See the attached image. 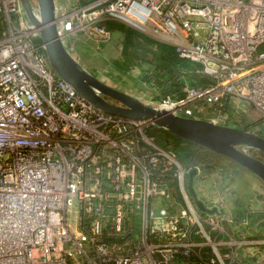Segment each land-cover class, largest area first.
Instances as JSON below:
<instances>
[{"label":"built area","instance_id":"obj_1","mask_svg":"<svg viewBox=\"0 0 264 264\" xmlns=\"http://www.w3.org/2000/svg\"><path fill=\"white\" fill-rule=\"evenodd\" d=\"M56 12L65 43H107L115 22L202 67L207 84L157 108L201 119L194 109L237 99L264 120V0H75ZM0 25V264H239L250 242L225 241L221 201L206 217L194 206L191 173L205 181L204 169L160 146L152 123L105 114L61 79L21 0H0Z\"/></svg>","mask_w":264,"mask_h":264},{"label":"rangeland","instance_id":"obj_2","mask_svg":"<svg viewBox=\"0 0 264 264\" xmlns=\"http://www.w3.org/2000/svg\"><path fill=\"white\" fill-rule=\"evenodd\" d=\"M58 1H59V8L63 10H67V11L72 10V7L75 3V0H58ZM76 1H78L79 6H86V5H82L79 0H76ZM31 3H32V8L33 6L37 5V2L35 0H31ZM121 34L123 36L122 38L123 40H120L119 44L121 45L123 44L124 46L125 35L123 33ZM156 41L160 42L157 39ZM93 44L94 43H92L91 45L95 46V44L94 45ZM66 46L71 52V54L75 57L74 53L72 52L73 49L71 50V48L68 47L69 45L67 44ZM98 46L101 49L104 47L102 46V44H99ZM118 46L119 45H117V47ZM101 49L98 51H101ZM151 50H153V46H151L149 42L143 41L137 44V47L135 49H131L129 51V55H128L129 59L127 60V63L130 65L128 68L129 70H133L132 67H135L133 65H136L132 61L130 63V60H133L134 55L141 56V58L138 57L136 59V61L138 62L140 61L139 63L140 66L138 69H134L135 74L132 73L133 77H136V75H138L137 71H141V73H147L148 69L152 68L153 70V67L156 66L155 63H151L157 60L156 55L150 52ZM96 63H98V61H96ZM186 77H188V75ZM186 77L184 78L186 82H190V80ZM206 81L208 82L207 79L204 80L205 83ZM125 84H130L129 85L130 87L128 86L129 87L128 88ZM125 84L121 85L123 90L125 89L129 91L131 90L130 92H134L135 94L136 93L139 95L146 94V95L155 97L157 99L164 98L160 90L157 89V91H153V89L155 88L154 85L153 86L149 85V86H146L144 89H142L141 86L133 85V83L131 82V79ZM201 84H203V82ZM151 87H154V88H151ZM159 102L160 101H155L154 99H152V102H150V104H152L151 106L156 107ZM230 104H233V105L238 104L237 106H233L235 108L238 107V111H240V114L239 113L235 114L236 118L232 117L230 111L226 113L225 118H215V117L209 116V113L211 112L206 113L207 115H205V113H200L196 109H194L193 115L203 120H210V121L215 120L217 121L219 125L225 124V126L227 127L239 128L244 131L251 132L255 134L256 136L264 138V120H262L261 114L257 110H255L248 102L243 101V100H235V101H232ZM155 129H158V130L156 131ZM148 134L149 136H152L153 138H155V141L157 140L159 141V143L161 142L160 145H162V147H166V148L168 147L172 149L177 154L181 162L185 164L186 166L199 165L204 169V174L207 177V179H205V181L203 180L200 182L198 179H196L193 183L194 190L196 191V197H197V199H195L192 196L193 203H194V206L198 214L201 215L202 217H206V214H207L206 204L208 205L209 201H212V199L215 200L214 201L215 203H219L218 201H221V204L224 206V209L222 210V212L225 216V230L227 233L225 235V241L228 240V236H230V238H233L237 241H240L241 239L244 238L246 241L250 242V244L245 246L244 249L248 246L257 245V244L261 245L262 248L264 249V230H261V228H263L264 220L260 222V219L258 218L259 214L264 215V182L262 180H260L254 174H252L251 172H249L242 166L238 165L234 161L230 160L229 158L221 156L214 152H211L199 145H196V144H194L195 146L191 145L192 148L186 145L185 147H180V149H177L171 143L173 142L172 137L170 135L171 133L163 129H160L155 125L150 126V128L148 129ZM168 140H170V142ZM186 153L189 155V162L187 158L184 156ZM247 153L259 159L260 161L264 162V153L257 151V150H248ZM213 172H215L214 174H217V176L215 177L217 179V180L215 179L216 181L212 180ZM224 173H225V188L221 189L222 187L221 182H222V177H223L222 174ZM212 181L213 182L215 181L216 183H213ZM215 188L218 189V192L214 194ZM202 191L205 192V195ZM222 191H225V193H223ZM231 207H234L235 209L241 208L249 212L250 214H252L253 218L249 222L250 226H246L243 229H239V228L230 229V227H226L232 221V218L230 219L228 218V217H231L229 214ZM75 208L76 207L70 203L69 212H68V220L70 222L74 221V218H75V215L73 213H70V210L71 209L75 210ZM237 213L234 216H237ZM237 219L240 222L242 221L241 224L245 222V220H247V219L234 218L233 221L236 222L238 221ZM136 227L139 230L138 225ZM231 249L234 250L235 248L225 246V253H230ZM208 252L209 250L206 249V250H203L201 253L205 255ZM240 252H237L238 257H239ZM200 262L201 261L199 258L194 257L191 259L190 262L183 261L179 264H196ZM239 263H240V260H239ZM144 264H149V262L144 261ZM226 264H229V261H227Z\"/></svg>","mask_w":264,"mask_h":264},{"label":"water","instance_id":"obj_3","mask_svg":"<svg viewBox=\"0 0 264 264\" xmlns=\"http://www.w3.org/2000/svg\"><path fill=\"white\" fill-rule=\"evenodd\" d=\"M35 1L40 9V20L33 13L31 0H21L27 18L39 30L48 62L53 71L84 100L105 114L148 121L180 139L229 158L264 182V162L247 153L248 150L264 153V138L239 128L177 116L172 111L147 105L105 84L84 69L63 42L57 27L55 0ZM194 175L195 171L191 173L189 189L197 199L193 186Z\"/></svg>","mask_w":264,"mask_h":264},{"label":"crops","instance_id":"obj_4","mask_svg":"<svg viewBox=\"0 0 264 264\" xmlns=\"http://www.w3.org/2000/svg\"><path fill=\"white\" fill-rule=\"evenodd\" d=\"M55 2H56V7L59 8V1L55 0ZM110 23H112V24L114 23V25H116V24L119 25V23H115V22H110ZM111 33L112 34H111V38H110L109 42L103 43L102 46H104V47L102 49L98 46L99 45L98 43L88 40L83 35L82 36L77 35V36L68 37L66 40V44L69 45L68 47H70L71 50L73 49L72 52L74 53L77 61L83 66V68L86 69L91 74H93L94 76H96L98 79H100L105 84H107L113 88H116L118 90H121V91H123L129 95H132L135 98H138L139 100H141L142 102H144L150 106L152 105V104H150V102H152V99H154L155 101H160V102L163 101L165 98L157 99L155 97H152V96H149L146 94H140V95L137 93L135 94L134 92H130L131 90L130 91L127 89L123 90L121 85L127 83L130 79H131V82L133 83V85L141 86L142 89H144L146 86H149V85L155 86L154 80L149 82L148 80H146L145 76H147V75L149 76L150 73H155L154 75L156 76L157 72L155 70V67H153V70H152V68L148 69L149 73L148 72L147 73H141V71H137L138 75H136V77H133L132 73L135 74L134 69H138L139 66L132 67L133 70L119 71L116 68V66H117V64H120L122 62V59H123L122 57H123V47L124 46H123V44L122 45L119 44L120 40H123L122 39L123 36L121 34L122 32L117 31V30H114V32H111ZM153 40H155V39H153ZM88 42H89V44L94 43L96 47L92 46L91 44L89 45ZM163 44H165V43H163ZM117 45H119V46L117 47ZM99 48L101 49V51H98V50H100ZM153 50L158 51L159 47L153 46ZM96 61H98V63H96ZM151 63H155V61H153ZM156 78L157 77H155L154 79H156ZM122 82H124V83H122ZM125 85L128 87L130 84H125ZM151 88H154V87H151ZM157 89L160 90L157 86H155L153 91H157ZM156 94H157V92H156ZM162 96L164 97L163 92H162ZM235 100H237V99H230L227 103L228 106L226 108H225V106L223 108H219V109H216L215 107L212 109L209 108L208 113L211 112V113H209V116H212L215 118H225L226 113L229 111H230L232 117H235L236 116L235 114H237V113L240 114V111H238V107L237 108L233 107V106H237L238 104H234V105L230 104L232 101H235ZM222 126H225V124ZM214 173L215 172H213V174H212L213 175L212 180H215L216 179L215 177L217 176V174H214ZM222 175H223V177H222V182H221V184H222L221 189L225 188V173ZM210 181H211V179H210ZM215 181L214 182L212 181V182L216 183ZM202 192L205 195V192L204 191H202ZM217 192H218V189L215 188L214 194ZM222 192L225 193V191H222ZM240 209L241 208H238V209H235L234 207L230 208L229 214L231 217H228V218L229 219L232 218V221L226 227H230V229H233V228L243 229V228H245L241 224V222L233 221V219L235 218L234 215ZM231 224H233V225H231ZM249 226H250V223H249ZM261 230H262V228H261ZM239 260H240L239 264H264V249L262 248L261 245H258V244L248 246L243 251H241L239 253Z\"/></svg>","mask_w":264,"mask_h":264},{"label":"trees","instance_id":"obj_5","mask_svg":"<svg viewBox=\"0 0 264 264\" xmlns=\"http://www.w3.org/2000/svg\"><path fill=\"white\" fill-rule=\"evenodd\" d=\"M81 2L82 5H88L96 0H79ZM106 28L110 31V32H114V30L120 31L125 35V42H124V47H123V59L122 62L120 64H117L116 68L119 71H128L129 69V64L127 63V60L129 59V51L131 49H135L137 47V44L145 41V42H149V44L151 46H158L159 50L158 51H154L151 50L150 52L154 55H156L157 60H155V70L157 72L156 76L154 75L155 73H150V75L145 76L146 80L153 81L155 83V86H157L164 94V98L166 99L167 97H174V100H180L183 98L184 96V88L187 84L191 85V86H201V85H205L208 82L206 81V83L204 82V80H206V78L201 74V69L202 67L197 64V63H193L189 60H185L179 57V55L176 53V50L166 44L157 42L155 40H153L152 38L145 36L141 33H139L138 31L128 28L124 25L121 24H116L114 25V23H106L105 24ZM0 28H2V25H0ZM264 49V47H263ZM136 51V50H134ZM141 56L139 55H134L133 60H130L136 64L133 66H140V61H136V59ZM131 58V57H130ZM159 72V73H158ZM184 75H188V77L184 76ZM155 77H157L156 79H154ZM188 78L190 80V82H186V80L184 78ZM203 79V80H202ZM203 82V84H201ZM205 83V84H204ZM156 131L158 129H155ZM152 135V134H151ZM172 137V145H174L177 149H180V147H185L193 145L195 146L193 143H190L188 141H185L183 139H180L172 134H170ZM152 137V136H151ZM155 139V138H154ZM170 142V140H168ZM156 142L160 145L159 141L156 140ZM163 144V143H162ZM184 145V146H183ZM162 146V145H160ZM166 148V147H164ZM172 152H174L172 149L170 148H166ZM190 154V153H189ZM188 162H189V155L186 153L184 155ZM181 157V156H180ZM182 158V157H181ZM260 222L264 220V215L263 214H259L258 215ZM235 218H239V219H247L245 221H249L253 218L252 214H250L249 212L245 211L244 209H240L237 213V216H235ZM238 220V219H237ZM239 221V220H238ZM240 222V221H239ZM242 222V221H241ZM262 230H264V223H263V228ZM183 262V260H178L177 263H181ZM196 264H203L202 262L200 263H196Z\"/></svg>","mask_w":264,"mask_h":264},{"label":"bare ground","instance_id":"obj_6","mask_svg":"<svg viewBox=\"0 0 264 264\" xmlns=\"http://www.w3.org/2000/svg\"><path fill=\"white\" fill-rule=\"evenodd\" d=\"M166 109V108H165ZM166 110H169V109H166Z\"/></svg>","mask_w":264,"mask_h":264}]
</instances>
